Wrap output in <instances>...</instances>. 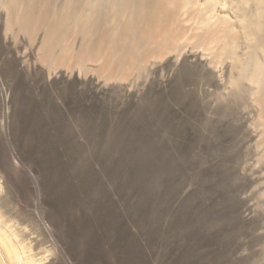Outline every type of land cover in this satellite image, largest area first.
<instances>
[{
  "label": "rangeland",
  "instance_id": "1",
  "mask_svg": "<svg viewBox=\"0 0 264 264\" xmlns=\"http://www.w3.org/2000/svg\"><path fill=\"white\" fill-rule=\"evenodd\" d=\"M214 2L217 10L233 8L230 0ZM0 7V53L9 51L2 37L7 29L10 31L8 39L16 46L20 44L17 47L26 55V62L39 73L36 81L34 79L37 90L33 91H39L36 96L27 83L30 73L19 69L18 58L12 54L4 62L0 58L3 63L0 85L10 94L6 106L0 97V167L8 173L20 203H32L36 192V199L44 202L43 206H49L46 214L54 227L53 233L57 230L61 238V243L54 245L60 254L58 259L66 264L120 263L119 252L126 241L123 228L125 226L132 233V227L122 212L119 215L115 211L114 215L109 208L112 204L139 211L150 245L162 234L172 239V244L163 238L160 240L162 250L153 259L144 246L139 248L141 261L136 260L132 249L128 250L131 253L123 251L125 256L122 253L121 258L123 255L127 264H249L257 256L258 246L264 239V198L259 197L264 190V156L262 149L256 148L248 127L254 125L258 112L249 106L251 115L242 119L237 102L240 94L231 84L230 68L222 65L220 82L216 76L220 69L215 71L197 58H187L183 54L176 63L173 58L161 56L162 61L154 63L151 55L141 67H134L121 76L124 82L121 77L113 78L116 75L110 77L109 71H105L106 61L102 60L97 63L98 75L93 78L104 88L108 87L106 96L100 97L94 92L87 95L86 83L84 92L72 99L75 81H65L70 74L68 70L62 72V79L68 84L67 94L58 92L55 79L49 83L52 86H41L48 77V69L54 74L64 56L60 54L54 59L55 68L48 58L45 59L46 49L42 47L45 49L42 50L39 43L46 23L39 19L40 15L28 14V11L20 20H14L11 0H0ZM2 13L8 14L7 21ZM26 26L31 27L27 29ZM30 36L37 39L33 42ZM40 48L42 54L38 51ZM29 49L33 50L28 52ZM72 67H68L71 72L74 71ZM150 67L153 77L148 79ZM128 85L132 87L125 88ZM59 100L67 104L66 107L61 106ZM58 114L62 117L60 120ZM69 126L84 128L91 135V144L83 152L88 163L86 168H75L74 156L77 155L71 153L69 138L58 139L61 141L58 150L53 146L57 137L54 133L58 129L70 131ZM78 131L74 130L75 136ZM78 140L77 145L82 147L83 141ZM10 151L14 153V160ZM246 157L250 166L243 170L242 160ZM40 206L36 211H42ZM248 208L251 216L244 213L249 212ZM98 210L103 215H112L104 224V229H109L106 230L109 241L101 234L100 219L95 218ZM24 212L33 229L39 231L33 225L34 212L27 207ZM90 228H97L95 235ZM258 230L263 232L258 233ZM243 241L247 254L240 255ZM91 243L96 244L89 253Z\"/></svg>",
  "mask_w": 264,
  "mask_h": 264
},
{
  "label": "bare ground",
  "instance_id": "2",
  "mask_svg": "<svg viewBox=\"0 0 264 264\" xmlns=\"http://www.w3.org/2000/svg\"><path fill=\"white\" fill-rule=\"evenodd\" d=\"M230 1L233 4V6L231 5L233 8H230V11L225 10L226 7H221L219 10H217L215 8L216 4L214 5V0H209L207 1L208 3H202L203 0L201 3L198 0H11V3L13 17L15 18H13L14 20H20V17L24 15L25 12L30 11L28 14H39L41 17L39 19L42 20V22L46 23V31L44 33V36H41L42 39L40 43V40L38 41V43L42 45L40 47H44L46 49L47 57L45 59L48 58L50 63L52 62V65H56L57 63H53L55 61L54 59L60 54L64 56V58L62 56L63 60L62 63L60 62L61 65H58V68H55L54 65L52 66L56 71L54 74L49 71L51 70L50 68L48 69V77L47 79L43 78L44 85L41 86L50 87L52 86L49 84L51 79H55L57 80L56 88L59 89L58 92H65L67 90L66 88L68 84L66 85L64 83L62 79V72L64 70H68L70 71V74H68V76L66 75L68 78L63 74V77H66L65 79H67L65 81L69 83V81L74 80L76 82H74V89L72 92L74 95L71 96L72 99L76 98V94L80 95V93H83V89L86 88H84V86L87 84L88 90L85 91L87 95L94 92L100 97L106 96V92L107 90H109L108 87L104 88V85H100L99 82L94 81L93 78L95 74L98 75V73L96 72L99 70V66L97 65V63H102V60L106 61L104 62L105 67L107 68L105 70L106 73H108L107 71H109L110 77L116 75L113 76V78L125 75L134 67H141L146 61V58L149 59L151 55H153L154 63L161 62V56L163 57V59L173 58L176 63L179 62L180 55L183 54L187 58H197L205 62L207 67L213 68L215 71L220 69V72H218V74L216 75L219 78L220 82H222L221 76H223L221 74V67L224 64L227 65L230 68L231 84L240 94L238 97L239 100L237 102L241 107L242 119L249 118L248 116L251 115L252 110H249V106H251L253 111L255 110L258 112L257 119L254 125L249 124L248 127L251 137L253 139L255 138L254 140L257 144L256 148L259 147L260 149H262V156H264V0ZM201 6L203 8H200ZM2 15L5 16L7 21L8 14L2 13ZM0 20H2L1 15ZM36 23H38V21H36ZM42 25H44V23ZM31 26H26V28L28 29V27ZM23 28H21V31ZM3 31L5 30L3 29ZM8 31L9 30L6 29V32L3 33L2 37L3 42L6 43L9 51L4 50V54L0 53L1 62H4L3 60H6V57L9 58L10 54L18 58L19 69L27 71L28 74L30 73L29 75L31 78H27V80H29L27 83H29V86L33 91L36 89L34 87V79L36 81V79L39 77V73L37 74L36 72H34L35 69L32 70L28 65V62H26V55L21 53L18 49V45L20 44H18L17 47L15 44H12L10 39H8V35L10 34V31ZM39 32L40 31H38V34L40 35ZM42 32L43 31H41V33ZM73 34L75 37H72ZM14 36L15 34L13 33L12 38ZM32 36L30 37L32 38ZM35 39L32 38L31 41ZM38 46L35 47L37 48ZM41 48L38 49V51L41 50ZM45 49L42 48V50ZM32 50L29 49L28 52ZM38 51L36 53L37 55L39 54ZM40 53L42 54V51ZM72 57L75 59H72L71 61L70 59ZM58 58L59 57H57L56 60ZM106 63L108 64L107 66ZM70 65L71 67L73 65L72 68L74 69V71L72 72L68 68ZM0 67L3 70V63H0ZM152 72L153 71H151L150 67L147 74L148 79L153 77ZM121 79L123 80V77H121ZM121 79L119 78V80ZM122 80L120 82H122ZM39 86L40 85L38 84V87ZM131 87L132 85L125 86V88L128 89ZM97 89L101 90L98 91ZM37 92L39 91L34 92V94H36ZM119 92L124 93L123 90H119ZM9 95L10 94L6 92V87L0 85V97L2 104H5L4 106L7 105ZM118 95L115 96L116 102L119 101ZM52 96H55V94ZM59 97L60 96H58V98ZM52 98L51 101H53ZM62 100H59L60 105L66 107L65 105L67 104H65ZM57 111H59V108ZM57 117L58 116H56L55 118ZM58 118V120H60L62 117L59 115ZM55 122H57L56 119ZM39 127L42 128L40 125ZM49 129L51 128L49 127ZM76 129L79 130V133L75 136L74 130ZM65 130L58 129V132L54 133L57 137L54 138L55 141L53 140V146H55V149L58 150V144H61V141L59 140H64V138L66 137L69 138V148H71L72 150L71 153L77 155L74 156L75 159L73 158L75 163L74 166H76L75 168H86L88 163H86L87 159L85 158V156H83V152H85L87 149L86 147L91 144V141L89 139L91 135L84 128L79 127L76 128L73 126H69L68 130L70 131ZM5 136L6 139L9 138L7 132L5 133ZM43 137L45 138L46 136L44 135ZM78 138L83 141L82 147H79L77 145L79 141ZM20 140L21 139H19V141ZM50 140L52 141V139ZM81 148H83L82 151ZM12 154L11 158L13 159ZM247 160L248 157L242 160L243 170L250 166L248 162L249 160ZM59 163H61V161H59ZM251 167L253 169L252 165ZM66 169L64 170V172L66 171ZM4 172V168L0 167V264H66L62 259H58V256L60 254H58V249H56L54 246L61 243V238L57 230L56 234L53 233L54 227L52 226L51 220L46 214L48 213L46 211H50L49 206H46V204L45 206H43L44 202L40 203V200L36 199V192H34V197L31 200L32 203L26 205L20 203V201L17 199L14 185L9 180L8 173L6 174ZM43 180H45V178ZM47 184L48 186L50 185L49 183ZM259 197L264 198V190L260 192ZM257 203L260 202L258 201ZM39 206L42 208V211H36V207ZM111 206L113 205L111 204ZM111 206H109V208L112 209V212L114 211V215L115 211L116 213L118 212L119 215L121 214L120 212H122V214L127 217V220H129V223L132 227V233H130L128 229L125 228V226L123 228V234L125 235L126 241L124 242L119 252V264H127L124 260L125 254L123 253V251L127 252L128 250L132 249L134 252L133 255L135 256L136 260L141 261L139 252V248L141 246H144V248H146L148 255L151 257V259H153L154 257L158 256L159 250H162V248H160V240H162V238L167 240L168 243L172 244V239L162 234L154 239L153 245H150L148 243L150 238L144 229L141 217L138 215L140 214L139 211L137 209L128 210V208L125 209L116 205H114L113 207ZM24 207H27L30 211L34 212L35 220L33 225L38 227L39 231L33 229L31 223L25 215ZM97 207L98 205L96 206V208ZM249 209L250 208H248V211ZM97 213L98 215H96L95 213V218H99L100 224H103V230L101 234H104V239L107 238L109 241V231L106 234V230L109 229H104V224L108 221L110 215H108L109 217L107 215H103V212H101L100 210H98ZM244 213L246 216L252 215L250 211H244ZM112 219L115 220L114 217ZM109 223H111V221H109ZM53 225L56 224L53 222ZM262 229L264 230V221L262 222ZM95 230L90 228L89 231L92 232L93 235H95ZM263 230H258V233L263 232ZM87 236L89 238V234H87ZM95 244L96 243H91L89 245V253L92 252V247ZM242 246V251H239L238 254L245 255L247 253L245 251L244 241ZM99 248L97 250H99ZM122 253L124 256L122 255L121 258ZM134 256L132 257V259L134 258ZM105 262L107 261H104V264ZM71 264H73V262H71ZM132 264L142 263L137 262ZM249 264H264V239L258 246L257 256L255 258H252Z\"/></svg>",
  "mask_w": 264,
  "mask_h": 264
}]
</instances>
